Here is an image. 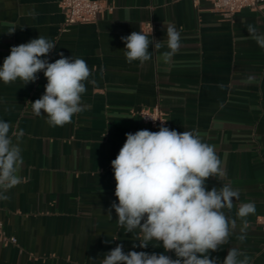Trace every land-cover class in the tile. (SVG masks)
Returning <instances> with one entry per match:
<instances>
[{
	"label": "crops",
	"instance_id": "obj_1",
	"mask_svg": "<svg viewBox=\"0 0 264 264\" xmlns=\"http://www.w3.org/2000/svg\"><path fill=\"white\" fill-rule=\"evenodd\" d=\"M60 1L0 0V66L11 47L44 35L56 45L49 62L61 53L82 58L95 81L85 82L83 110L62 127L32 111L47 84L43 72L26 86L0 81V120L24 133L23 182L0 200V220L17 243L0 240V264H101L118 244L125 253L175 258L162 246L134 248L139 230L126 233L114 209L107 216L118 203L111 161L127 133L159 131L141 116L155 107L169 129L195 131L215 146L226 177L209 178L206 186L239 190L231 212L225 210L229 217L239 204L255 203L245 240L238 239L237 220L229 244L211 256L222 262L235 247L251 264H264V48L247 31L251 24L264 33V10L245 9L229 21L206 0H100L108 9L97 22L65 28ZM169 25L180 32L181 47L165 63ZM140 30L162 46H149V61L128 63L121 37Z\"/></svg>",
	"mask_w": 264,
	"mask_h": 264
},
{
	"label": "clouds",
	"instance_id": "obj_2",
	"mask_svg": "<svg viewBox=\"0 0 264 264\" xmlns=\"http://www.w3.org/2000/svg\"><path fill=\"white\" fill-rule=\"evenodd\" d=\"M11 30L9 34L13 33ZM247 31L257 45L264 48V33L249 24ZM168 51L162 53L165 63L181 47V34L172 25L166 29ZM124 42V55L128 63L141 64L151 59L149 46L162 45L143 31H133ZM56 48L55 42L44 35L10 49L0 66V81L4 84L35 82L43 72L47 79L44 94L32 102L35 115H46L50 127L71 123L73 116L83 110L82 96L92 70L82 58L64 57L49 62L46 58ZM249 80L252 77L248 78ZM154 120V119H153ZM164 122V121H161ZM23 130L0 120V200L8 201V193L23 182L19 174L23 165L20 146ZM116 181L115 196L108 209L118 217L117 223L126 233L139 230V244L133 247L162 246L165 253L128 251L118 244L107 252L101 264H251L249 257L238 248L227 251L223 261L212 257L229 244L237 230L238 239L246 238L247 218L255 214L254 202L241 203L235 218L226 214L239 200V190L230 183L209 190V178L223 180L226 170L215 146L204 142L195 131L178 132L161 126L159 131L147 129L127 133L118 155L111 161ZM157 242L152 244L151 242Z\"/></svg>",
	"mask_w": 264,
	"mask_h": 264
},
{
	"label": "built area",
	"instance_id": "obj_3",
	"mask_svg": "<svg viewBox=\"0 0 264 264\" xmlns=\"http://www.w3.org/2000/svg\"><path fill=\"white\" fill-rule=\"evenodd\" d=\"M212 10L222 16L225 20L232 21L235 16L245 10H264V0H206ZM61 10L64 14V27L69 28L75 25L92 24L97 22L100 15L108 9L100 0H61ZM146 31H152V25L146 26ZM143 120L155 128L167 125L164 113L159 107L141 112ZM154 119V120H153ZM164 121V122H161ZM0 240L17 243L15 237H8L4 230V224L0 220Z\"/></svg>",
	"mask_w": 264,
	"mask_h": 264
}]
</instances>
